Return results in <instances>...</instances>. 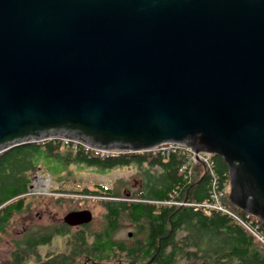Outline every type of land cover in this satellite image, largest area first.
Segmentation results:
<instances>
[{
    "label": "water",
    "instance_id": "1",
    "mask_svg": "<svg viewBox=\"0 0 264 264\" xmlns=\"http://www.w3.org/2000/svg\"><path fill=\"white\" fill-rule=\"evenodd\" d=\"M51 137L220 156L264 229V0H0V152Z\"/></svg>",
    "mask_w": 264,
    "mask_h": 264
},
{
    "label": "trees",
    "instance_id": "2",
    "mask_svg": "<svg viewBox=\"0 0 264 264\" xmlns=\"http://www.w3.org/2000/svg\"><path fill=\"white\" fill-rule=\"evenodd\" d=\"M45 157L103 169L146 164L158 171L142 169V188L127 197L100 183L92 189L69 192L77 197L56 189L57 199L96 198L105 210L102 228L89 231L84 224L72 229L64 222L41 228L13 241L14 264H264V244L234 217L197 205L210 202L213 183L218 190L229 184L228 166L220 156L212 157L214 166L207 171L201 163L183 168L187 163L182 154L101 155L95 148L61 137L30 141L0 152V237L12 216L26 209L27 198L38 197L27 194L32 182L29 173L43 169L35 160ZM226 195L222 204L245 221L258 224L264 234L260 222L247 217ZM122 217L136 229L130 242L113 237ZM55 236L66 239L65 251L47 253L43 258L39 248L49 245Z\"/></svg>",
    "mask_w": 264,
    "mask_h": 264
},
{
    "label": "rangeland",
    "instance_id": "3",
    "mask_svg": "<svg viewBox=\"0 0 264 264\" xmlns=\"http://www.w3.org/2000/svg\"><path fill=\"white\" fill-rule=\"evenodd\" d=\"M35 163H38L39 168H43L29 173V177L35 185L39 179H48L54 191L56 189L66 190L67 193L65 195L73 197L77 196L69 192L80 191L84 187L92 189L96 183L103 184L107 188L119 192L122 197H127L142 188V169L146 168L151 170V172L158 171V167L146 164L137 166L135 163L112 169L87 166L76 162L62 164L56 159H51V157L36 159ZM226 191H229V184L226 187ZM32 195L38 197L27 198L26 209L22 213L12 216L5 228V232L0 237V264H14L11 254L15 249L14 240L22 239L29 233L41 228L43 230V228L59 226L63 223L64 215L71 210L89 209L93 218L87 225V229L89 231H97L102 228L105 210L96 198L93 200V198L87 197L86 200L71 201L66 198L57 199L59 197L57 194L36 193ZM76 227L73 226L72 229ZM135 231L136 229L132 223L122 217L118 228L113 233V237L120 241L130 242L132 233ZM138 236L141 237V235ZM65 241V238L55 236L49 245L39 248L42 257L46 258L47 253L62 254L65 251ZM103 264H112V262H104Z\"/></svg>",
    "mask_w": 264,
    "mask_h": 264
},
{
    "label": "built area",
    "instance_id": "4",
    "mask_svg": "<svg viewBox=\"0 0 264 264\" xmlns=\"http://www.w3.org/2000/svg\"><path fill=\"white\" fill-rule=\"evenodd\" d=\"M101 155H117L123 152H129V153H139L142 155H150V156H158V155H168L170 153H177L182 154L186 156V163L183 168H186V166L194 164L199 162L198 158L200 159L201 163L204 165L205 169L207 171L212 170V166H214V161L212 159V156L208 153H201L198 154L194 152L190 147L181 144V143H175V142H166L162 143L160 145L147 148V149H141V150H99ZM198 155V158H197ZM38 188V189H37ZM36 193H42V194H53L51 192V183L48 182V179H39L38 183L35 185L34 182H32V185L29 189V192L27 194H36ZM211 200L210 202H205L201 204H197L198 206H204L208 208H215L217 210H220L221 212L227 213L230 216L234 217L241 225H243L259 242L264 244V234L262 231H260V227L258 224H254L252 220H249L248 222L239 217L232 209L226 207L224 204H222L221 199L224 197L225 192L224 190H218L216 188V182L213 183V187L211 189ZM248 217V215H247Z\"/></svg>",
    "mask_w": 264,
    "mask_h": 264
},
{
    "label": "flooded vegetation",
    "instance_id": "5",
    "mask_svg": "<svg viewBox=\"0 0 264 264\" xmlns=\"http://www.w3.org/2000/svg\"><path fill=\"white\" fill-rule=\"evenodd\" d=\"M78 227V226H77Z\"/></svg>",
    "mask_w": 264,
    "mask_h": 264
}]
</instances>
